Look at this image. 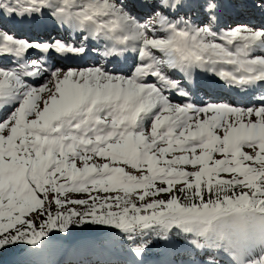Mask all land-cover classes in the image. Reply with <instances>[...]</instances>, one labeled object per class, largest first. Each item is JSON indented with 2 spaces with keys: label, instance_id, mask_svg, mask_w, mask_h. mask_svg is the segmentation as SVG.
I'll use <instances>...</instances> for the list:
<instances>
[{
  "label": "snow or ice",
  "instance_id": "1",
  "mask_svg": "<svg viewBox=\"0 0 264 264\" xmlns=\"http://www.w3.org/2000/svg\"><path fill=\"white\" fill-rule=\"evenodd\" d=\"M86 252L264 264V0H0V264Z\"/></svg>",
  "mask_w": 264,
  "mask_h": 264
},
{
  "label": "rangeland",
  "instance_id": "2",
  "mask_svg": "<svg viewBox=\"0 0 264 264\" xmlns=\"http://www.w3.org/2000/svg\"><path fill=\"white\" fill-rule=\"evenodd\" d=\"M234 18V17H233ZM226 19H227V17H226ZM260 18H259V16H257L256 17V20H259ZM229 22V21H228ZM230 23V22H229ZM226 95H229L228 93H226ZM73 196H78L79 194H72ZM161 198H167L166 196H162ZM94 235V234H93ZM93 235H90V236H87V237H91V236H93ZM84 236V237H83ZM75 237L78 239V240H84V238H87V237H85V233H79V234H75ZM154 251V253L155 252H161L162 251V249H160V248H156V249H154L153 250ZM86 253H88V254H92V256H94V257H100L99 256V254H97V253H93V252H86ZM85 253V254H86ZM70 256V255H69ZM111 256H113V255H111V254H101V257H102V259H111ZM155 259H156V257L153 255V254H149V256L146 258V262L148 263V264H154V261H155Z\"/></svg>",
  "mask_w": 264,
  "mask_h": 264
},
{
  "label": "trees",
  "instance_id": "3",
  "mask_svg": "<svg viewBox=\"0 0 264 264\" xmlns=\"http://www.w3.org/2000/svg\"><path fill=\"white\" fill-rule=\"evenodd\" d=\"M80 232H77L76 234H79ZM93 233H85V237H87V236H90V235H92ZM84 237V236H83ZM75 257L74 256H72V255H70V256H68L67 257V259H65V263H69L67 260H69V259H74ZM114 258H116V259H118L119 257H116V256H114Z\"/></svg>",
  "mask_w": 264,
  "mask_h": 264
},
{
  "label": "bare ground",
  "instance_id": "4",
  "mask_svg": "<svg viewBox=\"0 0 264 264\" xmlns=\"http://www.w3.org/2000/svg\"><path fill=\"white\" fill-rule=\"evenodd\" d=\"M257 22H259V20H256ZM227 92H225V95H226Z\"/></svg>",
  "mask_w": 264,
  "mask_h": 264
}]
</instances>
